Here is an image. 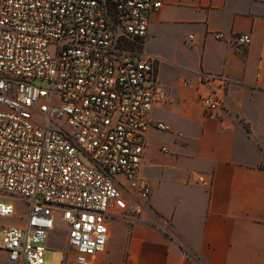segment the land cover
<instances>
[{
    "label": "built area",
    "instance_id": "built-area-1",
    "mask_svg": "<svg viewBox=\"0 0 264 264\" xmlns=\"http://www.w3.org/2000/svg\"><path fill=\"white\" fill-rule=\"evenodd\" d=\"M163 4L0 0V198L26 206L0 202V217L23 222L1 229L4 264H45L60 223L76 264H87L105 251L109 220H139L151 193L145 133L169 130L150 118L163 97L145 49ZM250 42L241 34L233 46ZM229 82L201 74L206 117L221 119Z\"/></svg>",
    "mask_w": 264,
    "mask_h": 264
},
{
    "label": "crops",
    "instance_id": "crops-1",
    "mask_svg": "<svg viewBox=\"0 0 264 264\" xmlns=\"http://www.w3.org/2000/svg\"><path fill=\"white\" fill-rule=\"evenodd\" d=\"M241 34L251 42L239 49ZM145 49L163 97L150 118L169 130L145 133L139 220H109L106 249L87 264H264V0H164ZM201 74L230 80L220 120L204 114ZM62 248L45 264H76L66 235Z\"/></svg>",
    "mask_w": 264,
    "mask_h": 264
},
{
    "label": "rangeland",
    "instance_id": "rangeland-1",
    "mask_svg": "<svg viewBox=\"0 0 264 264\" xmlns=\"http://www.w3.org/2000/svg\"><path fill=\"white\" fill-rule=\"evenodd\" d=\"M0 202L12 203L15 205L18 211H24L26 208L24 203L17 200H13L10 197L0 198ZM12 222L22 223L21 220L12 217H7V218L0 217V251L4 249V235L2 234L1 229L4 228L5 226H8ZM65 235H66L65 228L60 225L57 227V229L54 232H52L48 240L49 248L46 249L45 251L46 261L47 260H51V262L57 261V257H58L57 252H59L61 255H64L62 244H63V237H65Z\"/></svg>",
    "mask_w": 264,
    "mask_h": 264
}]
</instances>
